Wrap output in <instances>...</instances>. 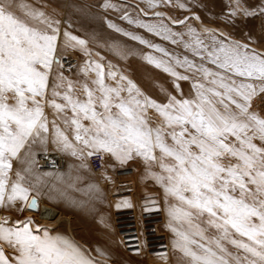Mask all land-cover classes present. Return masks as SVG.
<instances>
[{"label":"snow or ice","instance_id":"obj_1","mask_svg":"<svg viewBox=\"0 0 264 264\" xmlns=\"http://www.w3.org/2000/svg\"><path fill=\"white\" fill-rule=\"evenodd\" d=\"M14 6L23 11V18L12 11ZM252 14L245 10V15ZM148 30L154 31L151 27ZM58 34L59 29L45 20L43 13L24 4L14 5L13 0H0V206L5 200L28 202L29 189L24 186L27 177L17 171L15 182H10L9 173L12 161L21 159L22 151L25 157L31 156L33 145L48 142V120L41 101L49 87L52 66L59 63ZM85 44L64 33L65 47L83 49ZM208 58L235 76L261 81L259 89L252 84L236 85L234 80L228 84L223 76L202 68L199 71L206 78L214 77L208 81L213 87L195 84L194 100L169 97V102L161 105L147 97L141 101L138 97L142 93L131 81L126 89L119 84L106 85L103 66L97 63L92 69L96 72L97 78L92 81L96 88L83 85V99L71 81L65 87L63 75L52 85L53 99L44 102L57 116L71 112L70 117H63V123L72 129L77 142L74 145L53 121L52 143L77 158L85 151L89 157L110 154L121 164L134 155L142 158L152 178L163 188L166 200L173 197L179 202L168 210L183 229L171 228L178 237L173 246L190 264H264V148L253 143L255 139L264 142V118L250 110L258 92L264 94V58L223 44L208 52ZM148 60L156 67L162 66L151 57ZM177 63L193 66L187 60ZM163 70L177 79H188L168 66ZM108 76L114 77L115 73L108 72ZM61 88L65 89L63 93L58 91ZM125 91L127 97L122 95ZM9 93L15 100L12 104L8 103ZM149 107L162 118L156 127L148 122ZM83 121L89 122L87 126ZM154 165L159 166L160 173L150 171ZM24 172L30 174L31 167ZM124 206L131 207L127 202ZM28 207L35 210L36 201ZM17 223V227H6L7 220L0 223V241L18 251L16 264H98L67 238L47 231L43 236L34 235L31 221ZM209 228L215 229V235L206 234ZM0 264H9L2 251Z\"/></svg>","mask_w":264,"mask_h":264},{"label":"rangeland","instance_id":"obj_2","mask_svg":"<svg viewBox=\"0 0 264 264\" xmlns=\"http://www.w3.org/2000/svg\"><path fill=\"white\" fill-rule=\"evenodd\" d=\"M13 3L27 5L28 9L43 13V18L59 29L56 58L72 55L78 60V65L69 74L62 73L57 64H53L44 101L53 99L52 85L60 75L65 78V87L71 81L76 94L83 99V85L96 88L92 84L97 78L96 72L92 69L97 63L103 66L106 85L116 87L119 84L126 89L127 82L131 81L142 93L138 97L141 101L147 97L161 105L167 104L169 97L194 100L195 84L213 87L208 81L214 77L206 78L199 71L202 68L223 76L228 84L234 80L236 85L252 84L257 89L261 85L259 80L235 76L231 71L218 68L210 62L208 52L223 44L264 58V12H261L264 0H13ZM106 4L110 7H105ZM245 10L253 14L245 15ZM12 11L23 18V11L18 7L14 6ZM109 24L115 27H109ZM149 27L154 31H149ZM190 29L193 30L191 33ZM65 32L84 40V48L65 47ZM141 40L145 43H141ZM196 41L200 42L198 46ZM194 48H197L196 53ZM148 57L162 62V66L156 67L155 63H149ZM185 60L193 66L177 63ZM164 66L188 79H177L165 72ZM108 72L115 73V76L109 77ZM121 76L126 79L120 80ZM64 90L58 89L61 93ZM95 94L99 95L98 92ZM122 95L127 97V91ZM37 99L40 100L39 97ZM44 101L41 103L44 104L43 111L48 120V142L44 146L39 143L33 145L31 156L25 157L22 151L21 159L12 161L13 167L9 173L10 182H15L17 171L27 177L24 183L29 189L27 201L35 198L39 206L36 210H27L28 202L17 199L14 203H8L5 200V204L0 206V223L7 220L6 227H17V222L31 221L29 227L34 235L43 236L47 231L49 235L67 238L98 264H190L189 259L173 246V241L178 237L171 228L183 229L180 223L168 215V210L179 202L173 197L166 200L163 188L152 178L143 159L134 155L121 164L110 154L100 153L107 170L126 167L134 170L133 197L112 200L90 172L86 151L77 158L70 151H62L52 143L53 121L74 145L77 142L73 139L72 129L63 123V117H70L71 112L57 116L55 110ZM14 102L13 95L9 93L8 103ZM57 102L62 103L58 98ZM28 105L31 106V101H28ZM146 116L152 127L162 123V118L154 108H147ZM83 123L87 126L89 122ZM168 142L171 143L170 138ZM253 143L264 148L260 142L254 140ZM47 152L59 153L65 159V171L55 173L37 169L36 159ZM28 167H31L30 174L24 172ZM150 171L160 173L161 169L154 165ZM125 202L147 209H159L164 213L165 231L170 241L168 259L151 260L128 256L122 251L113 231L111 215L117 204L124 206ZM41 206L58 212L59 218L54 222L42 218ZM201 226L207 227L203 222ZM206 234L215 235V229L209 228ZM228 247L230 251H235L231 246ZM97 250L103 255L98 254ZM0 251L9 264H16V248L0 241Z\"/></svg>","mask_w":264,"mask_h":264},{"label":"built area","instance_id":"obj_3","mask_svg":"<svg viewBox=\"0 0 264 264\" xmlns=\"http://www.w3.org/2000/svg\"><path fill=\"white\" fill-rule=\"evenodd\" d=\"M56 63L64 74L71 73L78 65L72 56L58 57ZM251 111L264 116V94L258 93L251 104ZM90 172L106 195L112 200L121 201L135 194L134 170L117 168L107 170L102 154L88 156ZM36 167L42 172L61 173L66 169L65 159L56 152H47L36 159ZM112 212V225L122 251L128 256H141L151 260H165L170 257V241L165 231L166 219L159 209H147L129 203Z\"/></svg>","mask_w":264,"mask_h":264},{"label":"bare ground","instance_id":"obj_4","mask_svg":"<svg viewBox=\"0 0 264 264\" xmlns=\"http://www.w3.org/2000/svg\"><path fill=\"white\" fill-rule=\"evenodd\" d=\"M40 215L42 218L46 219L49 222H54L59 218L58 212L51 210L45 206H41Z\"/></svg>","mask_w":264,"mask_h":264},{"label":"crops","instance_id":"obj_5","mask_svg":"<svg viewBox=\"0 0 264 264\" xmlns=\"http://www.w3.org/2000/svg\"><path fill=\"white\" fill-rule=\"evenodd\" d=\"M217 99H218V98H217ZM225 103H226V102H225ZM217 107H219V108L221 109V111L223 110L222 107H221L219 104H217ZM230 107H231V106H230ZM231 108H232V107H231ZM232 109L235 110V107H233ZM255 141H257L258 143L260 142L259 144H260L261 146H262V144H264V142L260 141L259 139H255ZM113 231H114V230H113ZM114 234H115V233H114Z\"/></svg>","mask_w":264,"mask_h":264},{"label":"water","instance_id":"obj_6","mask_svg":"<svg viewBox=\"0 0 264 264\" xmlns=\"http://www.w3.org/2000/svg\"><path fill=\"white\" fill-rule=\"evenodd\" d=\"M33 200L36 201V205H37L36 209H37L38 206H39V202H38L35 198H30L29 201H28V203H30V202L33 201ZM28 203H27V207H26V208H27V210H31V209H29V207H28ZM36 209H35V210H36Z\"/></svg>","mask_w":264,"mask_h":264}]
</instances>
